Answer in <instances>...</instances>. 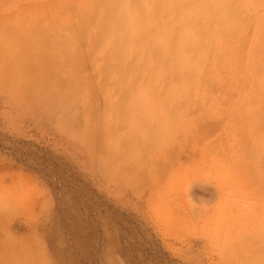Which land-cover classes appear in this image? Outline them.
Returning a JSON list of instances; mask_svg holds the SVG:
<instances>
[{
	"label": "rangeland",
	"instance_id": "1",
	"mask_svg": "<svg viewBox=\"0 0 264 264\" xmlns=\"http://www.w3.org/2000/svg\"><path fill=\"white\" fill-rule=\"evenodd\" d=\"M0 264H264V0H0Z\"/></svg>",
	"mask_w": 264,
	"mask_h": 264
},
{
	"label": "bare ground",
	"instance_id": "2",
	"mask_svg": "<svg viewBox=\"0 0 264 264\" xmlns=\"http://www.w3.org/2000/svg\"><path fill=\"white\" fill-rule=\"evenodd\" d=\"M203 30H207L208 27L205 24V22H203L202 27ZM104 31V29H103ZM205 33V32H204ZM203 33V34H204ZM204 39V36L202 37ZM186 43H190V39H188V36L185 37V41ZM202 42V41H200ZM201 44V43H200ZM173 46L167 45V44H163L160 48L159 51L157 53H155V59L158 61V58L160 57V54H162V60H163V67L165 70V74L166 75H173L176 74L180 69L183 68L184 64L186 63L184 58L182 57L181 54H179V52L177 51H173L172 50ZM178 53V54H177ZM78 54V53H77ZM172 56L173 59H171ZM185 73V72H184ZM187 74V73H186ZM175 76H173L174 79ZM181 81V80H180ZM178 82V81H177ZM75 86V85H74ZM75 88V87H74ZM78 90V89H77ZM76 91V90H74ZM79 93V90L77 91V94ZM65 98V97H64ZM71 103V102H69ZM66 104V103H65ZM70 106V105H69ZM65 112V110H64ZM63 113V112H62ZM63 116V115H61ZM66 117V116H65ZM67 119V117H66Z\"/></svg>",
	"mask_w": 264,
	"mask_h": 264
}]
</instances>
